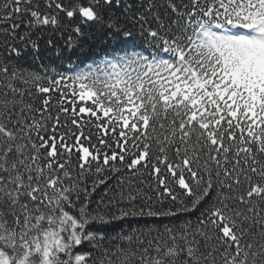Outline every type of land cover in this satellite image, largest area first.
Here are the masks:
<instances>
[{
	"label": "snow or ice",
	"instance_id": "6c2138e0",
	"mask_svg": "<svg viewBox=\"0 0 264 264\" xmlns=\"http://www.w3.org/2000/svg\"><path fill=\"white\" fill-rule=\"evenodd\" d=\"M0 264H264V0H0Z\"/></svg>",
	"mask_w": 264,
	"mask_h": 264
}]
</instances>
